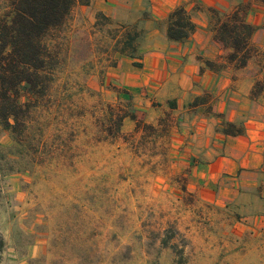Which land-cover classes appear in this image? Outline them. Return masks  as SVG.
<instances>
[{"label":"rangeland","instance_id":"374dc122","mask_svg":"<svg viewBox=\"0 0 264 264\" xmlns=\"http://www.w3.org/2000/svg\"><path fill=\"white\" fill-rule=\"evenodd\" d=\"M236 7L247 19L251 2ZM11 9L0 0V22ZM118 25L75 5L50 35L60 63L26 137L0 126V264H264L259 190L205 202L173 152L177 111L148 121L112 83ZM254 26L253 85L264 80ZM132 113L139 122L119 119Z\"/></svg>","mask_w":264,"mask_h":264},{"label":"crops","instance_id":"0c3cea01","mask_svg":"<svg viewBox=\"0 0 264 264\" xmlns=\"http://www.w3.org/2000/svg\"><path fill=\"white\" fill-rule=\"evenodd\" d=\"M249 1L247 21L260 28L264 51V5L256 0H90L86 7L143 30L137 57L116 52L117 64L108 74L132 96L138 114L151 115L148 121L164 110L177 111L173 152L188 170V186L216 204L234 199L242 187L258 189L259 213L264 214V99L251 97L255 76L248 68L227 60L229 49L214 39L208 11L227 13ZM180 5L195 29L185 40L173 41L167 18ZM227 123L239 132L226 134Z\"/></svg>","mask_w":264,"mask_h":264},{"label":"trees","instance_id":"16d2710c","mask_svg":"<svg viewBox=\"0 0 264 264\" xmlns=\"http://www.w3.org/2000/svg\"><path fill=\"white\" fill-rule=\"evenodd\" d=\"M264 2V0H259ZM90 0H11L8 20L0 22V126L19 143L29 130L33 110L45 98L60 63L59 52L51 45L53 30L61 26L75 5H88ZM214 21V39L229 49L226 58L235 67H244L251 57V37L255 26L247 21L244 11L235 7L227 13L209 8ZM97 15L112 21L102 12ZM116 52L135 58L143 30L135 25H118ZM195 29L189 13L177 6L167 18V36L183 41ZM133 65L139 66L134 61ZM264 92V80H256L250 95L257 98ZM139 122L135 115L124 114ZM234 125L227 123L226 134H234ZM239 132V130L237 131ZM20 137H19V136ZM4 242L0 236V263Z\"/></svg>","mask_w":264,"mask_h":264}]
</instances>
